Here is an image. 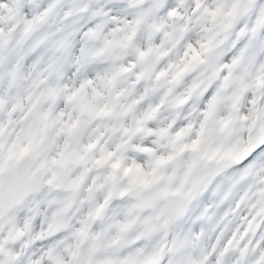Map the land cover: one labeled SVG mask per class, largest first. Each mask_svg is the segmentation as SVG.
<instances>
[{
    "label": "snow or ice",
    "instance_id": "6c2138e0",
    "mask_svg": "<svg viewBox=\"0 0 264 264\" xmlns=\"http://www.w3.org/2000/svg\"><path fill=\"white\" fill-rule=\"evenodd\" d=\"M0 264H264V0H0Z\"/></svg>",
    "mask_w": 264,
    "mask_h": 264
}]
</instances>
